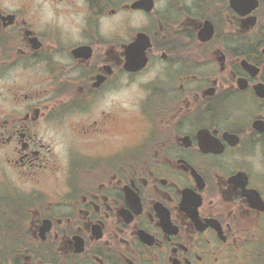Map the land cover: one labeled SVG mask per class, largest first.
Listing matches in <instances>:
<instances>
[{
    "label": "flooded vegetation",
    "instance_id": "1",
    "mask_svg": "<svg viewBox=\"0 0 264 264\" xmlns=\"http://www.w3.org/2000/svg\"><path fill=\"white\" fill-rule=\"evenodd\" d=\"M0 264H264V0H0Z\"/></svg>",
    "mask_w": 264,
    "mask_h": 264
},
{
    "label": "water",
    "instance_id": "2",
    "mask_svg": "<svg viewBox=\"0 0 264 264\" xmlns=\"http://www.w3.org/2000/svg\"><path fill=\"white\" fill-rule=\"evenodd\" d=\"M130 61V60H129ZM131 62V61H130ZM143 62H145V60L143 61Z\"/></svg>",
    "mask_w": 264,
    "mask_h": 264
}]
</instances>
